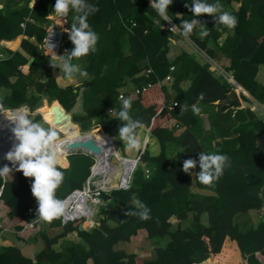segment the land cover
<instances>
[{
    "label": "trees",
    "instance_id": "16d2710c",
    "mask_svg": "<svg viewBox=\"0 0 264 264\" xmlns=\"http://www.w3.org/2000/svg\"><path fill=\"white\" fill-rule=\"evenodd\" d=\"M189 1L192 0H173L168 15L171 17V12L178 5ZM230 1L218 0L224 11ZM207 2L216 3L217 0ZM87 3L98 9L89 15L87 22L99 39L96 51L86 56L83 62L89 79L77 87L65 83L60 70L53 69L50 59L38 49L45 36L42 26L48 23L47 17L52 15L55 0H45L32 10L26 6L13 10L8 4L0 9V87L10 90V95L0 99V102L9 110L27 106L32 111L43 97H47L57 101L69 113L81 94L83 114L72 115V122L80 124L81 132L103 133L115 138L122 122L115 119L114 114L122 107L119 99L122 95L131 99V117L142 121L145 128L149 129L150 135L159 143L160 153L152 156L146 149L140 156L130 188L102 195L106 205L100 208L97 215H102V219L91 231L78 230L81 220L61 225L60 218L46 224L47 229H60L53 236L40 231L38 224L29 228L28 225L36 218L37 208L30 190L32 179L15 171L6 181L0 178V188L3 187L0 217L5 218V228L3 231L0 227V234L7 237L10 243L9 247L0 251V264H199L219 254L227 240L235 243V264H250L246 260L248 248L252 249L253 264H264V223L258 214L264 198V186L258 187L247 182L242 168L237 164L241 163L238 159L243 160L248 156L255 163L258 148L254 142L251 145L247 143L243 135L246 132L242 131L240 148L228 151L229 145L217 140L224 135L215 124L210 123L209 130L203 132L199 114L192 111V105L196 104L199 108H206L207 112L214 101L223 97L228 86L225 83L216 84L207 74L206 68L196 69L197 63L192 59L175 55V39L167 30H161L158 24L147 22L144 18L124 22L123 18L129 17L125 15L128 8L124 0H87ZM241 3L236 13L230 12L238 21L233 29L234 37L227 38L218 51L225 54L245 42L255 51L252 62L246 65L252 67L264 64V0H241ZM145 8L150 9L148 6ZM119 16L123 22H120ZM203 16L208 20L207 14ZM28 17L34 23L20 28V24ZM182 21L175 22V25L179 26ZM61 22L66 28L71 27L72 21L67 18L61 19ZM204 27L210 31L204 39H193L192 34L190 36L198 46H203L202 42L210 38L216 42L220 31L227 29L215 27L213 17L205 22ZM126 34L130 44V54L127 56L122 53L120 42ZM22 37H35L36 43ZM72 47L67 36L64 54ZM210 56L215 59V55L210 53ZM30 59H33L32 63L24 71L23 67ZM72 62L75 64V60ZM178 64H181L179 69ZM239 65L240 69L243 68V64ZM170 67L175 68L171 74L172 81L164 82ZM147 69L152 70L149 79L145 78ZM191 72L198 74L194 79L195 85L199 79L203 81L202 100L197 99V94L194 95L193 87L186 93L179 88ZM129 82L133 88H126ZM148 82L151 83L150 88L135 93L136 89H141ZM168 84L171 94L167 91ZM58 104L54 103L61 110ZM184 106H187V110L181 112ZM168 141L179 144L182 151L180 159L172 165H166L165 161V145ZM111 149L107 151L108 156ZM200 152L229 157L230 166L224 169L221 178L212 186H205L196 178L197 187L211 191L216 195L214 198L195 199L189 194L191 176L182 171L183 161L194 159L198 162ZM65 160L66 156L61 155L60 163ZM89 168V159L76 155L69 158V167L61 169L64 171V180L56 191V197L63 199L71 191L81 188ZM144 169L149 171L147 178ZM199 170L197 163L193 171ZM263 173L264 169L261 171ZM136 199L150 209V219L141 220L125 215L129 208L134 207L133 201ZM203 215L206 216L207 225L201 236L182 240L176 234V228L188 219L193 225L200 226ZM243 218L246 221L241 225L239 221ZM243 227L247 228L245 232L241 230ZM72 232L86 237L87 248L70 253L65 258L55 247ZM30 240H37L41 244L34 259L21 253ZM152 240L158 243L155 247L151 245ZM119 242L129 244L136 251L127 253L114 250L113 247ZM138 250H151L152 259L140 257Z\"/></svg>",
    "mask_w": 264,
    "mask_h": 264
},
{
    "label": "crops",
    "instance_id": "0c3cea01",
    "mask_svg": "<svg viewBox=\"0 0 264 264\" xmlns=\"http://www.w3.org/2000/svg\"><path fill=\"white\" fill-rule=\"evenodd\" d=\"M45 0H36L35 4L33 5V0H0V9L5 7L7 4L11 9H16L21 6H26L30 10H32L36 5L41 4ZM192 1L182 3L176 7L171 12L172 21L169 23L168 21L161 20L160 24L162 25L161 30H167L168 33L171 34L172 39H175L174 45V54L179 55L180 57H185L188 59H192L196 64V69L198 67L206 68L207 74L212 78V80L216 84L225 83L228 86L225 94L220 100L214 101L211 107H208V111L206 112V108H200L199 118L201 119L202 125L201 128L203 132H207L210 128V123L215 124L216 128L220 131V133L224 136H219L217 140L220 142L221 140L225 142V145L228 146V151H234L240 145L239 138L241 137L242 131H245L243 135L247 139V143L250 145L254 142L257 146V153L255 158V163L253 162L251 156L246 157L243 160L235 158V160H239L241 163L239 164V168H242L244 172V176L247 179V182L255 184L258 187L264 186V173L261 174V171L264 169V64L259 63L256 65H252L249 67L246 63H251L252 59L255 55V51L252 50L250 46H248L245 42H242L234 49H230L228 53L221 54L218 49L220 46L226 42L227 38L234 37L233 29H226L220 31V35L218 40L214 42L211 38L208 39L206 42H202L203 46H198L196 42L192 40V37L185 38L183 37L179 31H172L169 29V24L171 26L175 25V22H180L184 20H192L194 17L192 13L189 11L191 7ZM185 4L189 5V8L185 7ZM240 1H233L231 0L226 6L227 12L236 13L237 8L241 5ZM124 5L127 9L125 15H129V17H125L124 22H135L134 18H144L147 22H152L154 24H158L157 21L160 19L157 12L153 10L150 5V0H124ZM145 6H148L150 9H146ZM236 7V8H234ZM137 12H139V16H137ZM129 13V14H126ZM77 15L75 12H70L69 15L66 17L67 20L74 21V17ZM54 17L53 15H49L47 20ZM211 16H208V20L205 17L199 16L197 17L198 20L201 21L200 25H197L193 30V39H197L199 37V33L201 28H204L205 22L210 20ZM59 23L63 24V22L59 21L55 18ZM120 22H123L121 16H119ZM46 25V24H45ZM45 25L42 28L45 30ZM159 25V24H158ZM176 26V25H175ZM64 28L66 29L65 25ZM159 28V29H160ZM68 34L66 33V37ZM23 39H27L30 42L36 43L35 37L33 38H26L22 37ZM122 45V53L124 55L130 54V44L128 35H124L120 39ZM215 55V59L210 56ZM86 57H82L79 60H75V64H78L84 72L83 62ZM239 63L243 64V68H239ZM181 64L177 65L179 69ZM255 67V68H254ZM28 66L24 68L26 71ZM253 68L255 69L253 72ZM243 70V71H241ZM198 74H193L192 72L189 73V76L180 83L179 88L183 93L189 92L193 87L194 95L199 97L200 93H203L204 90L202 88V80L199 79L197 84H194V79L197 77ZM65 83H68L72 87H77L82 84L83 81L89 79V74L86 76H81L79 74L76 75L73 81H68L66 78L63 77ZM205 78V75L202 76ZM167 91L169 94L170 89L169 85ZM126 88H133L131 83L126 84ZM10 95V90L4 87H0V99H4ZM80 95V94H79ZM78 95V96H79ZM45 98V97H43ZM42 98V99H43ZM79 102V106L81 107V112L83 114L82 109V100L81 96L79 99L76 98V103ZM54 103L57 101H53L51 105L42 106L38 112L41 114L42 119L49 120L51 123V127L60 128L64 135L70 136L75 131L80 128L75 127L71 121L70 116H68L67 112L60 106L61 110H59ZM75 103V105H76ZM75 107V106H74ZM73 107V108H74ZM73 110V109H72ZM71 110V111H72ZM76 110V108H75ZM70 111V112H71ZM69 112V113H70ZM81 114V115H82ZM76 115V114H73ZM79 115V114H77ZM76 115V116H77ZM247 129V131H246ZM78 132V131H77ZM83 133V132H82ZM91 134V133H86ZM92 135V134H91ZM138 135L140 136L142 142L145 144V149H148L152 152V155L157 156L160 153L159 143L156 138L152 137L149 133V129L143 127L138 130ZM78 137H85V135H79ZM110 138H107V140ZM114 139V138H113ZM106 140V142H107ZM235 142V145L233 144ZM233 144V145H232ZM113 148V145L112 147ZM240 148V147H239ZM67 151V150H66ZM69 151H67L68 153ZM143 153V152H142ZM182 151L177 143L173 142H166L165 145V161L166 165H172L176 163L181 157ZM189 194L191 197L195 199L201 198H214L216 195L211 191L206 189L198 188L196 185V176L190 177V184H189ZM261 197V196H260ZM5 221L2 222L0 227L2 230L5 228ZM40 226V231H55L57 234L60 229H44L42 230V226ZM62 225V223H61ZM83 231H88L89 227L91 226V220H85L81 224ZM61 227V226H60ZM4 231V230H3ZM47 234V233H46ZM48 235V234H47ZM55 235V234H53ZM68 236V235H67ZM67 236L61 239L64 243L66 241ZM60 240V241H61ZM59 241V242H60ZM9 239L0 234V251L4 250L5 248L9 247ZM41 247V244L37 240H30L27 245L22 249L21 253L27 258L34 259L33 256L35 252ZM58 249V248H57ZM120 250V248H116Z\"/></svg>",
    "mask_w": 264,
    "mask_h": 264
},
{
    "label": "clouds",
    "instance_id": "9594fccd",
    "mask_svg": "<svg viewBox=\"0 0 264 264\" xmlns=\"http://www.w3.org/2000/svg\"><path fill=\"white\" fill-rule=\"evenodd\" d=\"M36 0H33V5ZM173 0H150V5L160 17L157 21L160 27L161 20L171 23L172 18L168 15L169 6ZM2 7V5H0ZM189 8L188 4H185ZM98 11L96 7L87 3V0H55L52 8V15L59 19L66 20L70 12L77 15L71 23L70 28L64 29L68 34V39L73 45L69 52L57 56L52 53L50 66L53 69H59L66 80L73 81L77 74L86 76L78 64L73 60H79L96 51L98 35L87 22L89 15ZM189 11L194 17L191 21L184 20L179 26L173 25L172 31L189 38L194 28L201 24L197 17L207 14L214 18L215 27L223 26L227 29H234L238 23L237 18L227 11L223 10L218 2L208 3L207 0H192ZM210 34V31L204 27L201 28L199 38L202 40ZM203 99V93L199 94L198 100ZM122 102L121 109L116 112L115 119L122 122L118 128V134L115 137L119 139L126 147L128 152L142 153L145 144L138 135V129L145 127L140 120H134L130 115L132 101L130 98L120 97ZM187 106L181 108V112L186 111ZM194 114L200 112V108L192 105ZM8 112L6 117L14 126L11 127L15 143L5 154L4 159L11 163V167L5 164L0 167V178L5 181L14 171L21 172L25 178H31V194L37 202L36 222L51 223L59 219L65 212L66 202L56 197V191L64 180V171L60 168V156L64 149L65 142L60 138L58 130L55 127H45L40 122L30 118L34 114L30 112L27 106H21L15 110L6 109L0 102V114ZM199 166V172L193 170ZM230 166L229 157L218 153H199V160L186 159L183 161L182 171L189 176L195 174L199 183L205 186H212L223 175L226 167ZM122 188L128 190L130 184L125 181ZM133 208L125 213L126 216L139 217L141 220L150 219V209L139 199L133 201Z\"/></svg>",
    "mask_w": 264,
    "mask_h": 264
},
{
    "label": "built area",
    "instance_id": "2783aa9c",
    "mask_svg": "<svg viewBox=\"0 0 264 264\" xmlns=\"http://www.w3.org/2000/svg\"><path fill=\"white\" fill-rule=\"evenodd\" d=\"M33 24L34 21L32 19L25 18L24 21L20 24V28L24 29L26 24ZM134 26V24H132ZM172 26L169 24V29L171 30ZM64 25L59 23L55 17H51L49 22L45 25V36L42 42L38 45V49L42 53L43 56L47 58H51L52 53H55L57 56L64 54V43L66 39V33L64 31ZM128 31L130 29L128 28ZM2 56L0 55V59ZM175 70L174 67L169 68L168 75L164 78V82H171L172 77L171 74ZM152 74L151 69H147L145 71V78L149 79ZM151 87V83H147L141 89H136V94L143 92ZM122 97V95L119 96ZM176 106V103L173 104V107ZM4 113L3 115L7 114ZM0 114V116H3ZM6 137H9V141L4 139V143H0V152L4 151L7 148H11L14 143L13 135L9 132ZM5 137V135H3ZM109 137V136H108ZM111 138V137H109ZM82 151H86L84 149H79ZM76 151V150H74ZM86 153H88L86 151ZM142 153H139L138 156L133 158H125L118 157L117 155H111L108 160V169L104 176L97 175L94 176L92 173V169L97 165L96 159L94 160L93 165L90 167L89 176L86 178L85 182L82 184L81 188L75 189L71 191L68 195H66L63 201L66 202L65 212L63 216L60 217V222L62 225L67 223L75 222L81 220L82 223L90 219L91 224L94 222L95 217H97L98 212L101 207H104L106 203L104 202L102 195L109 194L113 191L123 190L126 191L121 185L128 181L130 186L132 183L133 174L140 163V156ZM66 155V159H67ZM115 159L116 163H112L111 159ZM120 158V159H119ZM144 174L146 177L149 174V171L144 169ZM118 173V176L115 175ZM130 188V187H129ZM128 188V189H129ZM259 217L261 221L264 223V198H262V203L259 209ZM36 216V213H35ZM43 222L33 221L28 226L32 228L35 224H42Z\"/></svg>",
    "mask_w": 264,
    "mask_h": 264
},
{
    "label": "rangeland",
    "instance_id": "374dc122",
    "mask_svg": "<svg viewBox=\"0 0 264 264\" xmlns=\"http://www.w3.org/2000/svg\"><path fill=\"white\" fill-rule=\"evenodd\" d=\"M236 8V7H234ZM27 66V65H26ZM26 66L23 67L26 68ZM83 71V69H82ZM169 85V84H168ZM81 96V94L79 95ZM79 96L77 97V99H79ZM53 102V100L45 97L43 98L37 105L36 109L34 110H30V112L32 114H34L33 116H31L30 118H33L34 120L40 122L42 125H44L45 127H49L51 126V123L49 120H44L42 119V116L41 114L38 112V110L42 107V106H45V105H51V103ZM79 102L76 103L75 107L73 108V110L70 112V113H67L68 116H70V118L72 117L73 114H79L77 116H81L82 112H81V107H78ZM76 108V110H75ZM9 116V114L7 115ZM5 116L3 118V120L1 121L0 120V126H3L4 124H7V125H10L11 122L9 120L6 119ZM72 121V120H71ZM73 123V122H72ZM74 126L77 128L79 127L80 128V124H75L73 123ZM58 130V133H59V136L60 138L65 142L64 144V149L62 151V156H67V159L65 160L64 163H60V168L61 169H67L69 167V158H71L72 156H82L84 158H87L89 159L90 161V167L93 165L94 163V160H95V156L93 155H90L89 153H86V151H82V150H76V151H73L72 153L71 152H68L66 151V148L65 146L71 142L72 140H75L76 138H78L79 135H85V137L93 134L94 137L96 138H101V140L105 141V149H106V152L108 151L107 149H110L112 147L113 144L114 147H115V151L113 152L112 155H117L118 157H125V158H133V157H136L138 156L139 153L133 151V152H128L126 147L122 144V142L119 140V139H116V138H111L113 140V144H112V140L109 141V139L107 140V137H101V136H105V134L103 133H100L99 134H94L93 132L89 131V132H79V129L77 131H75L73 134H71L70 136H66L63 134L62 130L60 128H56ZM86 133H91V134H86ZM99 138V139H100ZM142 138V137H141ZM107 140V142H106ZM143 141V139H142ZM146 150V149H145ZM90 152V151H89ZM144 152V151H143ZM150 154L152 155V152L149 150ZM154 156V155H152ZM120 159V158H119ZM112 163H116L115 159H111ZM5 164H10L11 163L7 160H4V161H1L0 162V167H3ZM90 170V168H89ZM89 172H88V175L86 176V178L89 176ZM145 175V174H144ZM149 175V174H148ZM118 176V175H117ZM146 177V175H145ZM148 177V176H147ZM146 177V178H147ZM85 178V180H86ZM84 180V182H85ZM102 219V215H99L97 217H95L94 219V222L91 224V226L89 227V229H87L88 231H91L95 226H96V223H99V221ZM0 220L1 222L5 221V218L4 217H0ZM245 219H241L239 222L240 224L244 225L245 223ZM46 224L47 222H43L42 224H40L42 226V230L46 229ZM207 225V219H206V216L203 215L202 218H201V225H193L191 223V219H188L184 222H182L175 230L176 234H178V236L180 238H182V240H187L191 237H199L201 236L202 234V231L204 229V227H206ZM83 229V228H82ZM247 228H241L242 232H245ZM84 230V229H83ZM57 230L55 231H45V233H47L49 236H53V234H56ZM60 232V230H59ZM58 232V233H59ZM158 243L154 240L151 241V245L153 247H155ZM55 248H58V250H60L62 252V255L63 257H68L70 253H73L77 250H85L87 248V242H86V237H84L83 235L81 234H78L77 232H72L70 233L68 236H67V239L66 241H63L61 240ZM116 248H120V250H123L127 253H134L136 250L133 249L129 244L125 243V242H119L118 244H116L113 249L114 250H118ZM138 255L146 260H150L152 259L153 257V254H152V251L151 250H147V251H143V250H138L137 251ZM252 249L251 248H248L247 249V252H246V260L250 263V264H253V261H252ZM236 255V248H235V243L234 242H231V241H226L224 244H223V247L220 251L219 254L215 255V256H211L209 258H207L205 261L199 263V264H207L208 262L210 264H235V261L233 260V257Z\"/></svg>",
    "mask_w": 264,
    "mask_h": 264
},
{
    "label": "bare ground",
    "instance_id": "6f19581e",
    "mask_svg": "<svg viewBox=\"0 0 264 264\" xmlns=\"http://www.w3.org/2000/svg\"><path fill=\"white\" fill-rule=\"evenodd\" d=\"M8 114L9 113H7L3 116H0V120L2 121L3 118L5 116H7ZM13 126L14 125L12 123L10 125L4 124L3 126H0V143L1 142L4 143V139L6 141H9V140H7V139H9V137H6L8 135L6 133L10 132L12 134L11 127H13ZM3 135H5V137H3ZM101 137H107V136L103 135ZM99 138L94 137L93 134L89 135L87 137H78L75 140H72L71 142H69L65 146L67 151H69V148L75 147V146L76 147L80 146L81 148H84V149L86 146H90V145L93 146L94 150H90V152H88V153L90 155L95 156V159H96L97 165L92 169V173L94 176H97L99 174L104 176L106 169H108V167H109V165H108L109 157L115 151V147H114L115 144H113V140H112L113 148L111 149L110 154L108 156L106 149H105V141H103V140H101V138L100 139ZM107 138H109V137H107ZM12 143H15L14 137H13ZM10 149L11 148H7L4 151L0 152V162L5 160L4 156ZM107 150H110V149H107ZM96 153H98V154H96ZM117 175H118V173L115 175V177H117ZM87 220H90V219H87Z\"/></svg>",
    "mask_w": 264,
    "mask_h": 264
},
{
    "label": "water",
    "instance_id": "95a60500",
    "mask_svg": "<svg viewBox=\"0 0 264 264\" xmlns=\"http://www.w3.org/2000/svg\"><path fill=\"white\" fill-rule=\"evenodd\" d=\"M32 60H33V59H30V60H29V62H28V64H27L28 67H29L30 64L32 63ZM69 119H70V117H69ZM105 136H107V135H105ZM79 149H84V148H81L80 146H79V147H76V146H75V147H71V148H69V152L72 153L74 150H79ZM84 150H86L87 152H89L90 150H94V148H93L92 145H90V146H86ZM96 154H98V153H96ZM2 188H3V187L0 188V195H1ZM81 224H82V223H81ZM81 224H80L79 227H78V230H79V231H83ZM98 225H99V223H96V226H98Z\"/></svg>",
    "mask_w": 264,
    "mask_h": 264
}]
</instances>
